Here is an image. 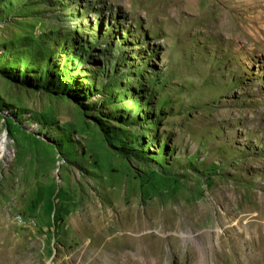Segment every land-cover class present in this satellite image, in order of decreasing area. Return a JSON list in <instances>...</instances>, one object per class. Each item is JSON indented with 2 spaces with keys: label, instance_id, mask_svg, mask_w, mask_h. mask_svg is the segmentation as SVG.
<instances>
[{
  "label": "rangeland",
  "instance_id": "obj_1",
  "mask_svg": "<svg viewBox=\"0 0 264 264\" xmlns=\"http://www.w3.org/2000/svg\"><path fill=\"white\" fill-rule=\"evenodd\" d=\"M0 264H264V0H0Z\"/></svg>",
  "mask_w": 264,
  "mask_h": 264
},
{
  "label": "bare ground",
  "instance_id": "obj_2",
  "mask_svg": "<svg viewBox=\"0 0 264 264\" xmlns=\"http://www.w3.org/2000/svg\"><path fill=\"white\" fill-rule=\"evenodd\" d=\"M2 149H3V148H2ZM244 235H245V230L242 229L241 232H237V233L235 234V237H237L238 239H243ZM234 239H235V238H234Z\"/></svg>",
  "mask_w": 264,
  "mask_h": 264
}]
</instances>
